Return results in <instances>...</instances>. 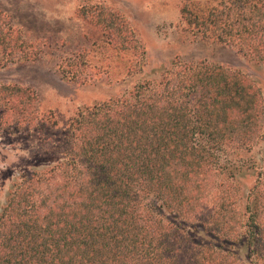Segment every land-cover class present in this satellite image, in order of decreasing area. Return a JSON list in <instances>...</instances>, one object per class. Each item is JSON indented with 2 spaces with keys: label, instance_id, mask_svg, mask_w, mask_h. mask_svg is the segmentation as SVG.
<instances>
[{
  "label": "trees",
  "instance_id": "trees-1",
  "mask_svg": "<svg viewBox=\"0 0 264 264\" xmlns=\"http://www.w3.org/2000/svg\"><path fill=\"white\" fill-rule=\"evenodd\" d=\"M179 14L191 35L264 63V0H180ZM77 17L99 31L97 50L131 54L123 69L139 72L125 17L104 5ZM44 54L0 13V66ZM65 60L61 79L95 80L83 53ZM39 121L33 89L0 84V129ZM50 151L58 160L19 173L0 206V264H264V100L245 73L176 56L158 82L77 109Z\"/></svg>",
  "mask_w": 264,
  "mask_h": 264
},
{
  "label": "rangeland",
  "instance_id": "rangeland-1",
  "mask_svg": "<svg viewBox=\"0 0 264 264\" xmlns=\"http://www.w3.org/2000/svg\"><path fill=\"white\" fill-rule=\"evenodd\" d=\"M94 5H104L126 18L145 51L139 72L128 75L123 69L131 64V54L120 62L121 54L107 46L99 50L93 46L99 31L79 19L77 11ZM179 7L180 0H0V13L14 29L26 40L45 46V54L35 62L0 66V84L31 88L40 101L37 130L11 134L0 129V206L19 173L43 169L58 160L50 150L64 138L77 109L128 97L135 85L145 81L158 82L163 68L176 56L245 73L264 100V63L256 65L230 46L191 35L180 20ZM77 52L86 56L88 70L95 74L93 82L81 85L57 73V64ZM238 182L239 194L245 196L254 179Z\"/></svg>",
  "mask_w": 264,
  "mask_h": 264
}]
</instances>
